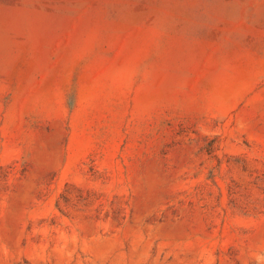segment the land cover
Segmentation results:
<instances>
[{
  "label": "rangeland",
  "instance_id": "obj_1",
  "mask_svg": "<svg viewBox=\"0 0 264 264\" xmlns=\"http://www.w3.org/2000/svg\"><path fill=\"white\" fill-rule=\"evenodd\" d=\"M0 264H264V0H0Z\"/></svg>",
  "mask_w": 264,
  "mask_h": 264
}]
</instances>
